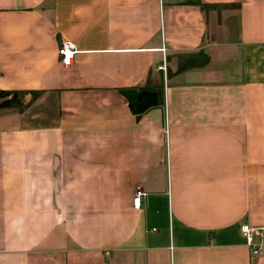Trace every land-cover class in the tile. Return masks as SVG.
<instances>
[{"label":"crops","instance_id":"obj_1","mask_svg":"<svg viewBox=\"0 0 264 264\" xmlns=\"http://www.w3.org/2000/svg\"><path fill=\"white\" fill-rule=\"evenodd\" d=\"M195 1L0 0V89L44 92L0 108V264H264L239 229L264 224V0Z\"/></svg>","mask_w":264,"mask_h":264},{"label":"trees","instance_id":"obj_2","mask_svg":"<svg viewBox=\"0 0 264 264\" xmlns=\"http://www.w3.org/2000/svg\"><path fill=\"white\" fill-rule=\"evenodd\" d=\"M202 11L215 10L220 12L222 9L234 8L238 4L230 3H202L200 0L194 2ZM168 59V56H166ZM177 58V67L174 73H171L167 70L168 77L177 74L179 72L185 71L187 69H192V67H203L206 66L210 60V56L205 53L203 50H198L191 53H178ZM163 75L161 74L158 78H152L148 76L145 83L138 87V97L137 99L129 104L130 112L134 114H142L149 110V108L154 106H160L164 103V88H163ZM44 92L39 90H6L0 89V108H10L16 109L18 112L23 113L27 110L32 101L37 97L41 96ZM32 95L30 101H24L25 95Z\"/></svg>","mask_w":264,"mask_h":264},{"label":"built area","instance_id":"obj_3","mask_svg":"<svg viewBox=\"0 0 264 264\" xmlns=\"http://www.w3.org/2000/svg\"><path fill=\"white\" fill-rule=\"evenodd\" d=\"M165 48H162L164 51ZM59 55L60 61L63 63L64 66H68L71 64V59L76 52V48L73 44L68 41L61 42L59 47ZM159 70L165 71L166 64L165 61L161 65L158 66ZM134 196L132 200L133 207L135 209L139 208L142 202L143 197L145 196V192L141 189V187H136L134 191ZM240 233H242L245 244L249 249V254L251 257H257L260 255L264 250V224L252 226L249 224H241L240 226Z\"/></svg>","mask_w":264,"mask_h":264},{"label":"rangeland","instance_id":"obj_4","mask_svg":"<svg viewBox=\"0 0 264 264\" xmlns=\"http://www.w3.org/2000/svg\"><path fill=\"white\" fill-rule=\"evenodd\" d=\"M41 96L37 97L34 101H32L30 103V105L32 103H34L36 100H38ZM31 98H32V95L31 94L30 95L29 94L28 95H25L24 101L28 102V101L31 100ZM30 105L28 106L29 108H30ZM27 110H25V111H27ZM31 111H32V113H34V112H40V111L42 112L41 113L42 114V118H40V117L38 118L39 124H41V123L42 124H45L46 122H50L49 121V117H51L52 119L53 118H56V111L55 110H52V109L50 110V108L48 106H45L44 107V106H41V105H35V106L32 107Z\"/></svg>","mask_w":264,"mask_h":264}]
</instances>
